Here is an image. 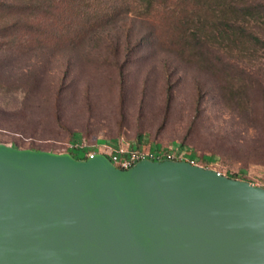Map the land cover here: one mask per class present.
<instances>
[{
    "label": "rangeland",
    "instance_id": "rangeland-1",
    "mask_svg": "<svg viewBox=\"0 0 264 264\" xmlns=\"http://www.w3.org/2000/svg\"><path fill=\"white\" fill-rule=\"evenodd\" d=\"M155 32L122 14L67 48L0 50V142L53 152L75 144L106 155L157 145L264 188L262 73L232 93L224 73L181 60ZM27 81L33 93L24 98Z\"/></svg>",
    "mask_w": 264,
    "mask_h": 264
},
{
    "label": "water",
    "instance_id": "water-1",
    "mask_svg": "<svg viewBox=\"0 0 264 264\" xmlns=\"http://www.w3.org/2000/svg\"><path fill=\"white\" fill-rule=\"evenodd\" d=\"M0 264H264V188L186 159L0 142Z\"/></svg>",
    "mask_w": 264,
    "mask_h": 264
},
{
    "label": "trees",
    "instance_id": "trees-1",
    "mask_svg": "<svg viewBox=\"0 0 264 264\" xmlns=\"http://www.w3.org/2000/svg\"><path fill=\"white\" fill-rule=\"evenodd\" d=\"M122 14L153 24L156 38L167 46L164 49L178 58L210 72L220 70L229 78L226 83L232 93L258 83L251 73L264 76V0H0V50L67 48ZM29 86L27 81L22 97L33 93ZM235 103L249 104L242 97ZM18 113L23 115L24 109ZM71 146L67 152L74 158L88 157L86 148ZM136 148L140 149L138 144L130 146ZM201 158L212 161L214 157L203 154Z\"/></svg>",
    "mask_w": 264,
    "mask_h": 264
},
{
    "label": "built area",
    "instance_id": "built-area-1",
    "mask_svg": "<svg viewBox=\"0 0 264 264\" xmlns=\"http://www.w3.org/2000/svg\"><path fill=\"white\" fill-rule=\"evenodd\" d=\"M92 154L93 153H90L88 154V156ZM107 156H110L109 159L112 161V163L120 168H128L141 159L157 160V158H159L161 160V158L163 157L162 159L175 160L174 159L175 156H172L169 152H163L160 150L151 151L150 149L147 152H142L141 148L140 149L128 148L125 151H123L120 148H115ZM187 160H189L191 163H194V161L191 159H187Z\"/></svg>",
    "mask_w": 264,
    "mask_h": 264
}]
</instances>
